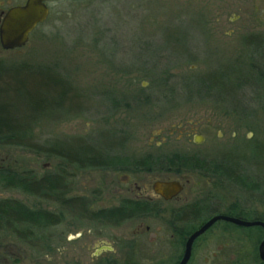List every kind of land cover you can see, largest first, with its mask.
<instances>
[{
	"label": "rangeland",
	"instance_id": "rangeland-1",
	"mask_svg": "<svg viewBox=\"0 0 264 264\" xmlns=\"http://www.w3.org/2000/svg\"><path fill=\"white\" fill-rule=\"evenodd\" d=\"M246 37L264 40V0H66L53 5L49 19L25 46L2 53L1 58L6 63L51 66L91 96L85 99L92 106L78 116L57 113L53 121H40L34 130L39 144L54 138L104 141L112 137L101 135L107 131L123 137L125 153L137 155L161 145L209 159L234 153L252 161L259 154L255 145L261 144L264 154V80H257L251 65L264 72V55L252 54ZM209 72L221 73L227 98L234 92L231 85L242 83L235 95L238 109L230 99L214 102L200 93L189 97L182 88L184 78ZM137 95L144 102L149 96L153 104L135 106ZM113 101L119 103L116 108ZM193 133L203 141L195 143ZM0 166L32 169L38 175L65 167L70 171L69 194L89 197L96 209L111 206L122 186L121 178L112 173L79 169L31 148H0ZM137 181L149 183L144 176ZM188 188V198L215 200L216 213L235 203L250 210L246 217L264 214V202L249 201L245 190L220 186L213 176L192 174ZM1 198L52 211L59 208L20 189L0 188ZM200 213L195 224L215 212ZM147 224L106 226L67 214L63 223L49 230L64 239L52 252L0 233V264H105L112 258L116 264L175 263L177 235L165 220ZM258 233L256 228L237 230L233 232L241 238L237 242L218 221L194 243L188 264H256L252 256L257 254ZM104 244L115 251L99 253L97 245Z\"/></svg>",
	"mask_w": 264,
	"mask_h": 264
},
{
	"label": "trees",
	"instance_id": "trees-1",
	"mask_svg": "<svg viewBox=\"0 0 264 264\" xmlns=\"http://www.w3.org/2000/svg\"><path fill=\"white\" fill-rule=\"evenodd\" d=\"M90 26L93 28L95 25ZM244 43L253 50L252 54L258 53L259 56L264 55L261 53V50L264 49V40L257 37H246ZM250 58L253 59V55H250ZM252 64H255L253 60ZM251 67L257 71V80L262 82L264 80V72L253 67V65ZM235 78L237 77L235 76ZM238 82L240 81H236L234 87L231 85L234 92L229 98L223 93L227 84L224 83L219 72H209L199 76L186 77L183 80L182 88L186 89L189 97L200 93L201 96L204 95V98L207 97L214 102L224 103L230 99L231 102L235 103L231 106L238 109L240 104H237L236 100L238 102L240 100L236 99L235 95L238 87L241 88L240 85L242 84ZM173 89L170 87V90ZM86 97L91 96L82 93L69 79L65 78L58 70L51 66L31 62L6 63L3 60L0 61V148L16 146L37 149V151H41L47 156L62 159L79 169L107 168L114 165L117 159L112 151L117 142V136L114 133L102 132V136H112H110L111 139L104 141H100V139L98 141L96 139L90 141L87 139L66 140L54 138L48 139L42 145L34 139V130L40 121H53L57 113L68 114L70 112L72 116H78L85 109L92 106L88 105ZM119 99L121 100L122 96ZM135 99V106L148 103L153 104L149 100V96L145 102L143 99L141 100L139 95L135 96ZM118 104L117 101L111 102L114 108ZM104 133L107 134L105 135ZM160 159L163 160L161 161L162 165H166L171 169L197 170L201 172V175L207 174V176L217 171L230 179L233 185L243 187L246 191L247 189L250 190L248 192L249 196L247 194V197H250L249 199L264 202V163L260 166L263 167V170L260 171L261 176L258 179L255 176L241 175L239 169L236 170L233 167H230L228 170L227 164L224 167L223 160L219 164H215L211 159L197 152L173 153L169 156L156 157V159L152 156H147L136 160L135 163L137 167H151ZM0 188L3 190L20 189L27 194L54 202L58 205V211H52L43 206H30L17 198L0 199V233L14 235L35 249H44L48 252H52L57 247L54 245L56 242H63L64 239L62 237H56L49 230L63 223L66 220L67 214H72L79 220L87 218L98 223L100 222L102 225L117 226L127 216L125 214L130 213V216H132L139 211H145V209L137 205H142L141 202L135 204L136 206L131 208V210H118L105 207L96 209L93 207L94 201L89 197L83 195L70 196V171L65 167L38 175L32 169L20 170L0 166ZM209 206L202 204L201 208H197L196 210L181 211L178 216V222L174 223L173 232L182 243L186 239L185 237L199 226L198 223L197 225L193 221L202 214L200 212H216V209H210ZM246 209L238 208L237 205L233 204L224 211V214L264 221V214L252 218L246 217L250 215V210ZM204 221L205 219H202L201 223ZM222 222L224 229L232 234L244 228L258 229L259 233L254 242L257 243V246L264 235V230L260 226L242 227L230 222ZM192 224L194 226L189 229L188 225ZM205 233L199 236L194 243ZM237 234H233L234 236H232L238 242L241 238ZM251 234L244 235L250 239ZM252 258L257 260L256 264H264V261L259 259L258 254H254ZM105 264L116 263L112 260H106Z\"/></svg>",
	"mask_w": 264,
	"mask_h": 264
},
{
	"label": "flooded vegetation",
	"instance_id": "flooded-vegetation-1",
	"mask_svg": "<svg viewBox=\"0 0 264 264\" xmlns=\"http://www.w3.org/2000/svg\"><path fill=\"white\" fill-rule=\"evenodd\" d=\"M28 1L29 0H0V61L3 60L1 58L2 53L21 48L19 47V48L9 49L4 46L2 42V27L5 23V20L10 10L16 7L25 6L28 3ZM61 1H66V0L43 1V3L48 7V16L46 20L37 24L34 30L30 33L29 39L32 33L40 25H42L49 19L53 5ZM190 129H192V132L196 131L194 128H190ZM184 134H186V132H184ZM196 135L199 134L193 133L192 140H194L195 143H197L195 141ZM116 136L118 143L116 142L115 148L112 149L113 155L115 156V158H117L115 160V164L107 168H98V169L103 170L106 174L112 173L115 176L120 177L121 180L118 182L122 183V186H118L116 190L117 195L115 201H113V204L105 208H114L118 210L121 209L131 210V208L136 206L135 204L141 202L142 205L139 204L137 205L145 209V211H139L138 213H135L132 216H130L131 215L130 213L125 214L127 216H125L121 220V223L119 225L128 222H135L138 224V226H142L144 224H147V222H152L154 220L160 219V220H165V223L168 226H170V228L173 231V227H175L174 223L178 222V216L181 213V211L189 210V209L196 210L197 208H201L202 204L205 206L206 205L211 206V204L212 205L214 204L215 208L213 209L217 208L215 204L216 203L215 200L213 201L210 198H206L207 200L200 198L198 199L188 198L190 196L189 194L190 191L188 190L189 189L188 185L190 184V176L192 174L201 176V172L190 169H181V170L171 169L168 166L161 164V161H163L162 159L154 163L155 165H152L151 167L149 166L137 167L135 163L136 160L142 159L147 156H152L156 159V157L169 156L173 153H182V152L192 153L188 151V149L173 148V149L165 150L161 148V145L160 146L157 145V148L155 150H146L139 154L137 153L136 155V153L135 154L125 153L123 147L126 141H124L123 137H120L119 135ZM118 140L121 142H119ZM201 141H203V137ZM255 147L257 148V153L259 154L252 156V161L249 159L242 160L243 157L241 155L234 153L219 155V157L213 158L211 160L215 164H219V162L223 160L224 167L227 164L228 170L230 167H233L236 170L239 169L241 175L255 176L258 179L261 176L260 171L263 170L262 169L263 167L260 166L263 165L264 163V159H263L264 154H263V147L261 144H257L255 145ZM141 176H144L146 179L149 180L148 186L137 185L139 184L137 180ZM209 176H213L218 182V185L220 186L227 187L228 189L232 188V190H245L243 187H239L235 184L233 185L230 179L226 178L225 175L223 176V174H220L217 171L214 173H210ZM157 183H164V184L170 183V185L164 186L163 193H161V191L157 190L155 187ZM171 183H175V184L172 185ZM245 192L249 196L248 192H250V190L247 189V191L245 190ZM246 198L249 201L251 200L249 199L250 197H246ZM214 214L217 213L215 212ZM211 216H208L207 219L210 218ZM145 226H148V230H149V225L147 224ZM173 242L179 245V249L175 255V258L177 259H175L174 261L175 263H173L176 264L180 260L183 254V250H184L183 244L185 242V239L183 243L178 238L173 240ZM97 248L99 249L98 250L99 253L105 251H110V252L115 251L114 248L112 246H109L108 244L97 245ZM162 253H165V251L163 250ZM192 254H193V247H192V253L190 259L192 258ZM111 260L115 262V259L112 258Z\"/></svg>",
	"mask_w": 264,
	"mask_h": 264
},
{
	"label": "water",
	"instance_id": "water-1",
	"mask_svg": "<svg viewBox=\"0 0 264 264\" xmlns=\"http://www.w3.org/2000/svg\"><path fill=\"white\" fill-rule=\"evenodd\" d=\"M44 0H29L25 6L16 7L10 10L2 27V42L6 48L13 49L25 46L29 41L30 33L38 23L46 20L48 7ZM202 137L195 136V141L200 143ZM174 185L175 183H171ZM170 185L157 183L156 189L163 193V187ZM217 221H226L237 226L250 227L260 226L264 230V221L260 219H245L239 216L218 213L201 223L197 228L186 236L184 250L180 260L176 264H187L192 253L194 241L205 233ZM257 254L261 261H264V235L257 246Z\"/></svg>",
	"mask_w": 264,
	"mask_h": 264
}]
</instances>
